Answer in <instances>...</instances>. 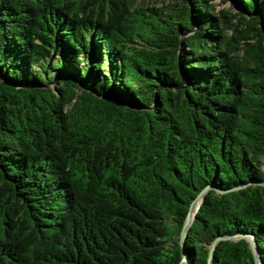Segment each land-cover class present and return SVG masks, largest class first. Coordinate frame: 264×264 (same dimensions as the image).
Masks as SVG:
<instances>
[{"label":"trees","instance_id":"1","mask_svg":"<svg viewBox=\"0 0 264 264\" xmlns=\"http://www.w3.org/2000/svg\"><path fill=\"white\" fill-rule=\"evenodd\" d=\"M0 0V264H264V0Z\"/></svg>","mask_w":264,"mask_h":264},{"label":"water","instance_id":"2","mask_svg":"<svg viewBox=\"0 0 264 264\" xmlns=\"http://www.w3.org/2000/svg\"><path fill=\"white\" fill-rule=\"evenodd\" d=\"M207 188L208 187H204L202 190H200L197 193V195L194 197V199L191 200V202L189 204L187 213L185 215V218L183 220V224H182V227H181V230H180V233H179V242H180V245H181L182 259H181V261L178 264H184L185 263L184 262L185 260H184V246L183 245H184V242H185L187 230H188V228H189V226L191 224L192 218H193L194 213H195L196 210L193 213L191 211L193 209L194 204L195 203L198 204L199 201L203 198ZM244 235H246V234L238 233V234L223 235V236L216 237L211 242V244L209 246L206 264H211L212 256H213V250H214V247H215V245H216V243H217V241L219 239L229 238V239L233 240V239H237L239 237H242ZM250 240H251L252 247H253V250H254L255 264H261V259H260V256H259V251L257 249L256 242H255L254 238L251 235H250Z\"/></svg>","mask_w":264,"mask_h":264},{"label":"rangeland","instance_id":"3","mask_svg":"<svg viewBox=\"0 0 264 264\" xmlns=\"http://www.w3.org/2000/svg\"><path fill=\"white\" fill-rule=\"evenodd\" d=\"M172 0H135V4L143 3L148 5H156L160 6L162 4L168 3ZM218 8L225 7L228 4L226 2H223L222 0H214Z\"/></svg>","mask_w":264,"mask_h":264},{"label":"bare ground","instance_id":"4","mask_svg":"<svg viewBox=\"0 0 264 264\" xmlns=\"http://www.w3.org/2000/svg\"><path fill=\"white\" fill-rule=\"evenodd\" d=\"M197 205H198L197 203L194 204L193 209L191 211L192 213L196 210Z\"/></svg>","mask_w":264,"mask_h":264}]
</instances>
